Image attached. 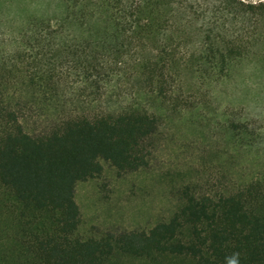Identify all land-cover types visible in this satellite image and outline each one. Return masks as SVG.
Returning <instances> with one entry per match:
<instances>
[{"label":"trees","instance_id":"16d2710c","mask_svg":"<svg viewBox=\"0 0 264 264\" xmlns=\"http://www.w3.org/2000/svg\"><path fill=\"white\" fill-rule=\"evenodd\" d=\"M44 1L23 14L21 0H0V264H264V153L223 188L170 185L175 207L148 229L82 237L75 201L105 164L118 176L149 167L162 119L140 94L228 75L264 1Z\"/></svg>","mask_w":264,"mask_h":264},{"label":"rangeland","instance_id":"374dc122","mask_svg":"<svg viewBox=\"0 0 264 264\" xmlns=\"http://www.w3.org/2000/svg\"><path fill=\"white\" fill-rule=\"evenodd\" d=\"M24 1L23 14H38L41 6H47L44 0ZM55 4L50 3L48 12L54 11ZM256 34L249 51L234 62L228 75L185 74L181 89L168 98L140 94L139 100H145L162 119L150 165L118 176L105 164L101 176L76 184L80 236L98 237L106 229H148L171 213L176 201L169 186L178 187L184 178L216 190L230 178L235 181L258 170L256 164L264 153L258 144L264 138V16ZM127 88L135 92L139 86L128 82ZM229 121L245 123L257 134L228 137ZM252 142L255 145L249 147Z\"/></svg>","mask_w":264,"mask_h":264},{"label":"crops","instance_id":"0c3cea01","mask_svg":"<svg viewBox=\"0 0 264 264\" xmlns=\"http://www.w3.org/2000/svg\"><path fill=\"white\" fill-rule=\"evenodd\" d=\"M75 201H76V199H75ZM76 203H77V201H76ZM77 205H78V203H77Z\"/></svg>","mask_w":264,"mask_h":264}]
</instances>
